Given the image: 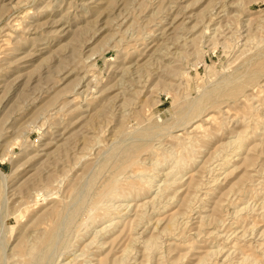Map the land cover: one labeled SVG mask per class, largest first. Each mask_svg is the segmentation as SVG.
Listing matches in <instances>:
<instances>
[{
    "label": "rangeland",
    "instance_id": "rangeland-1",
    "mask_svg": "<svg viewBox=\"0 0 264 264\" xmlns=\"http://www.w3.org/2000/svg\"><path fill=\"white\" fill-rule=\"evenodd\" d=\"M0 264H264V0H0Z\"/></svg>",
    "mask_w": 264,
    "mask_h": 264
},
{
    "label": "bare ground",
    "instance_id": "bare-ground-1",
    "mask_svg": "<svg viewBox=\"0 0 264 264\" xmlns=\"http://www.w3.org/2000/svg\"><path fill=\"white\" fill-rule=\"evenodd\" d=\"M158 163V162H157ZM153 203V202H152Z\"/></svg>",
    "mask_w": 264,
    "mask_h": 264
}]
</instances>
